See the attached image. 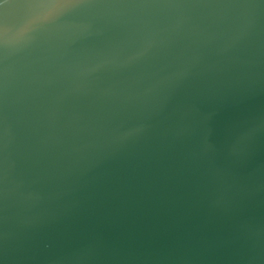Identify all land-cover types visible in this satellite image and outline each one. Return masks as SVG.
Segmentation results:
<instances>
[{"label": "water", "instance_id": "1", "mask_svg": "<svg viewBox=\"0 0 264 264\" xmlns=\"http://www.w3.org/2000/svg\"><path fill=\"white\" fill-rule=\"evenodd\" d=\"M0 264H264V0H0Z\"/></svg>", "mask_w": 264, "mask_h": 264}]
</instances>
